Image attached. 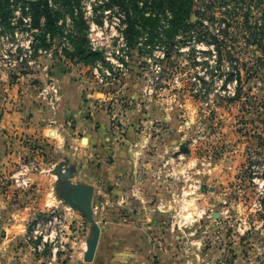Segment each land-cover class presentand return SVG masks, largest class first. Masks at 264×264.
Masks as SVG:
<instances>
[{
    "label": "rangeland",
    "instance_id": "1",
    "mask_svg": "<svg viewBox=\"0 0 264 264\" xmlns=\"http://www.w3.org/2000/svg\"><path fill=\"white\" fill-rule=\"evenodd\" d=\"M120 1L49 0L45 32V12L36 24L29 0H11L0 229L44 264L91 261L96 232L93 264H264V51L251 34L264 0H191L177 31L168 2ZM71 83L82 117L106 121L91 144L70 113L56 147ZM32 118L51 128L43 138L24 129ZM25 166L39 167L28 184ZM79 182L94 189V220L66 201Z\"/></svg>",
    "mask_w": 264,
    "mask_h": 264
},
{
    "label": "crops",
    "instance_id": "2",
    "mask_svg": "<svg viewBox=\"0 0 264 264\" xmlns=\"http://www.w3.org/2000/svg\"><path fill=\"white\" fill-rule=\"evenodd\" d=\"M83 84L81 83H71L66 86V89L70 90L71 93V99L70 101L66 102V105L60 106L59 109L62 110V112H59L58 120H59V126L55 127V137H58V140H54L51 138H48V141H52V144H55L56 147L57 145H61V139L65 135V130H66V124L68 121L67 116L71 114H76L78 115L77 117V131H86V136L82 137V140L85 138L87 139V143L90 142L91 144L93 143L94 137V125L98 123V119L103 118V115H93V118H88L84 119L81 115L80 111H77L78 109L82 108V90H83ZM47 109L45 108V112L47 113ZM102 117V118H101ZM33 120L30 121L27 125H25L24 129L30 132H35L37 133L36 136L43 138L44 133L46 130H50L51 128L47 129L46 125H43L44 123L39 121L37 118H32ZM104 121L105 118H103ZM62 125V126H61ZM63 127V128H62ZM75 133V130L73 131ZM74 137V136H72ZM52 145H50L51 147ZM22 233L19 232L17 229L12 228L9 229V231H4L0 229V264H44L42 260L34 255L27 246L21 245L19 243V240L21 237ZM87 251V246L86 249L84 250V254ZM96 252L94 254V257L91 261H80L78 264H93L95 259H96Z\"/></svg>",
    "mask_w": 264,
    "mask_h": 264
},
{
    "label": "trees",
    "instance_id": "3",
    "mask_svg": "<svg viewBox=\"0 0 264 264\" xmlns=\"http://www.w3.org/2000/svg\"><path fill=\"white\" fill-rule=\"evenodd\" d=\"M165 2H168L171 5L172 11L174 13V19L172 21L173 24L172 29L174 31H177L179 28L183 26H188V23L186 22V17L188 16L191 9V0H153V3L152 4L149 3L147 7L148 8L162 7L165 4ZM120 3L124 4L122 0L120 1ZM26 5L25 8L28 7V9L32 11L34 17V23L36 24H38L41 14L45 12V14L48 15L45 32L50 31L51 27L53 26L51 24L55 21L56 18L53 17L51 8L49 6V0H29V2L26 3ZM11 11H12L11 0H0L1 23L4 22L5 25H9ZM251 28H252L251 30L252 37L254 39V42L257 44V47L259 48L257 51L259 50H261V52L264 51V23L262 24L256 23L255 25H252ZM84 52L85 51L82 50V54ZM95 53H96L95 51L89 49L87 56L89 57L90 55H93Z\"/></svg>",
    "mask_w": 264,
    "mask_h": 264
},
{
    "label": "water",
    "instance_id": "4",
    "mask_svg": "<svg viewBox=\"0 0 264 264\" xmlns=\"http://www.w3.org/2000/svg\"><path fill=\"white\" fill-rule=\"evenodd\" d=\"M93 195L94 189L90 185L84 182H79L68 192L66 195V201L82 209L91 220H94L92 208ZM97 240L98 232H96L95 236L89 241L88 249L85 254L87 260L93 259L97 246Z\"/></svg>",
    "mask_w": 264,
    "mask_h": 264
},
{
    "label": "built area",
    "instance_id": "5",
    "mask_svg": "<svg viewBox=\"0 0 264 264\" xmlns=\"http://www.w3.org/2000/svg\"><path fill=\"white\" fill-rule=\"evenodd\" d=\"M39 168L38 166H25L23 172H24V175H26L24 178H23V182L25 184H28L30 181H31V176H27V173L28 171L30 170L31 171H34L35 169Z\"/></svg>",
    "mask_w": 264,
    "mask_h": 264
}]
</instances>
